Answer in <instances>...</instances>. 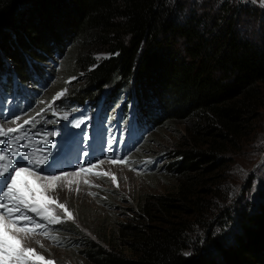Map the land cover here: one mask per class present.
<instances>
[{
  "label": "trees",
  "instance_id": "1",
  "mask_svg": "<svg viewBox=\"0 0 264 264\" xmlns=\"http://www.w3.org/2000/svg\"><path fill=\"white\" fill-rule=\"evenodd\" d=\"M215 2L217 11L186 14L181 0H0V75L13 73L20 86L8 96L50 84L59 57L62 78H76L66 99L97 104L109 93L142 125L180 135L174 150L155 134L136 154L154 162L148 181L174 183L168 193H140L127 221L97 226L85 215L95 233L78 244L68 236L81 237L75 227L57 226L76 255L69 261L264 264V184L245 202L215 190L264 107V11ZM115 194L99 205L116 208Z\"/></svg>",
  "mask_w": 264,
  "mask_h": 264
},
{
  "label": "rangeland",
  "instance_id": "2",
  "mask_svg": "<svg viewBox=\"0 0 264 264\" xmlns=\"http://www.w3.org/2000/svg\"><path fill=\"white\" fill-rule=\"evenodd\" d=\"M181 1H183L186 14L191 12L192 9H196L197 6L217 11V5H219V3L215 4V0ZM226 1H229L231 4H240L246 7L257 8L259 11H264V0ZM213 6L215 8H212ZM260 31H262V29L257 28L255 32L257 33ZM94 58L100 60L103 56L96 54ZM55 61L56 63L50 64L52 67L50 69L52 74V83L45 84L46 90L40 82L39 84L41 85V88L34 89L32 86L27 85V89H20L22 90L21 94L25 92L24 97L28 98L31 103H34L35 107L38 109L34 112V115L47 116L48 114H51L52 117H64L63 113L65 112L58 108V102L50 103V101L54 100L53 98L57 97V94L59 93H63V95H60L59 98L55 99V101L62 100L67 97L69 91L66 86L76 80V78L73 79L74 77L68 76L63 79L62 61L59 57L55 59ZM60 80H62V84H59ZM16 85L20 87L19 84ZM52 85L56 86V90L50 93L49 91H51L50 89ZM15 89L19 91V88ZM49 94L51 96L47 99ZM121 103L122 101L114 102L112 98L109 97L108 93L107 97L99 101L97 104H91L93 109L91 113L95 114V112H98L100 116L99 119L105 115H110L112 118V115L121 111V115L125 114V112L129 110L128 108L130 104L128 102L126 105H121ZM62 105L66 106L65 104ZM120 109L122 110L120 111ZM81 114L84 117L87 116L86 112ZM30 115V111L26 110L22 113L20 119H29ZM258 118L259 119L256 120L255 125L251 127V134L249 137L244 139L238 145L237 149L228 156L227 166L222 171L223 179L221 180V183L215 187L217 192L220 190V192L217 193V196H221V200L227 199L225 202H231V200L239 201L241 199H243V202L253 200L257 197V190L259 186L264 184V107L259 111ZM17 124L18 123L14 122L6 124L4 127H14ZM178 129L181 132H185L186 125L183 124L177 127V130ZM158 131L159 128L153 129L149 137L157 134L156 138L160 139L166 151L174 150L175 147L179 146L180 135H177L175 132H171L169 130L157 133ZM148 138L144 143L147 142ZM136 154H138V152L130 157L128 162H100L85 171L70 172L68 175L62 176L60 180L55 182L35 179L34 182L37 186L41 187L45 196L64 202L69 210L72 211L74 219H65L63 222L75 227V231L80 234L81 237L68 235L70 238L75 239V244L79 243L80 239L83 238L82 236H84V238L88 236L93 238L94 236L95 231L90 225L92 221H87L85 215L88 214L91 220H93L94 223L96 222L97 226H103L101 224L110 225V223H114L116 221L115 218H118L120 221H127V219H130L132 216L130 212V204L140 193H161L164 195L170 191L171 186L169 185L174 183L166 184L164 181L165 179H162L156 180L153 184L152 181H148L145 178V176H148L151 173L147 170L148 164L141 167L140 163H149V161L142 160L143 157L136 161ZM162 163H160L159 160L157 165ZM113 176L115 177V180H113ZM85 181H87V183H85ZM53 185H55V187ZM250 186L252 187L251 190H249ZM246 190H249V192ZM111 193L115 194L114 197H112L111 202H113V199L116 200L113 202L117 203L116 208L105 207V205L110 204V198L108 199V197H110ZM103 200H106L105 205H99V202ZM120 201L121 203H119ZM45 206L48 207L49 212L56 215H61L63 212L62 209H59L55 205H48L46 202ZM100 210H104L106 213L98 214ZM93 211L97 213L93 214ZM43 223L47 224L46 221ZM50 226L51 225H47L45 229L49 232L48 237L43 235H32L24 241L25 245L32 247L37 255L45 258V261L50 260L53 264H75L74 259L73 261H69L71 256H76L75 253L72 254V251H68L67 248L70 247H63L60 241L62 237L58 234L55 235V232L51 231ZM36 231L40 232L41 230L37 229ZM67 240L70 239L68 238Z\"/></svg>",
  "mask_w": 264,
  "mask_h": 264
},
{
  "label": "snow or ice",
  "instance_id": "3",
  "mask_svg": "<svg viewBox=\"0 0 264 264\" xmlns=\"http://www.w3.org/2000/svg\"><path fill=\"white\" fill-rule=\"evenodd\" d=\"M60 95H63V93L57 94V97L53 99L59 98ZM4 111H7V109H4ZM2 115L3 112L0 111V116ZM11 119L19 120L20 116L15 115ZM73 120L77 121L75 127L79 128L82 141L88 139L90 133L87 131L88 125L84 120L73 116L63 127L71 126ZM9 122V119H4L5 124ZM28 123V120L24 121V124ZM45 123L50 124L53 121L47 120ZM20 128H23V125ZM18 131V128L8 127L4 130L3 127H0V264H37V262L38 264H53L52 261H45L43 256L37 255L32 247L25 245L24 241L32 235L48 237L49 232L45 230L47 225L61 224L65 219L73 220V213L64 202L45 196L41 187L37 186L34 180L22 179V174L28 176L36 174V180L55 182L60 180L62 176L68 175V173L65 169L55 172L47 171L46 169L50 166V157L54 155V152L43 156L42 159H34L32 153L28 150L30 148L27 142L29 130H24L22 136L14 135ZM36 134H39V129H36ZM61 134L55 131L47 133L49 136ZM13 141L16 142L15 145ZM20 141L24 142L21 143ZM115 143L118 144L119 141L117 140ZM40 150H44L43 145L40 146ZM82 155L85 158L81 160L79 157L77 165L83 163L91 166L93 162L87 159L90 153L83 150ZM112 159L113 162L117 160L123 162L122 157L116 156L115 149L112 152ZM80 170L84 171L85 169L81 168ZM39 174H43V176ZM112 178L115 180L114 176ZM53 186L55 187V185ZM45 202L48 205H55L62 209V214L56 215L49 212ZM44 221L47 224L43 223ZM37 229L41 231L37 232Z\"/></svg>",
  "mask_w": 264,
  "mask_h": 264
},
{
  "label": "bare ground",
  "instance_id": "4",
  "mask_svg": "<svg viewBox=\"0 0 264 264\" xmlns=\"http://www.w3.org/2000/svg\"><path fill=\"white\" fill-rule=\"evenodd\" d=\"M17 95H18V94H17ZM18 96H19V95H18ZM8 97H9L8 99L13 100V99L16 98V94H14V95H10V96H8ZM20 98H21V99H24L23 97H20ZM25 111H26V110L22 111L21 114H20V116H22V113H24ZM89 116H90V120L93 122L94 113H90ZM99 118H100V116L98 117V120H100ZM18 130H19V131H18V133H19V132L23 131V128H20V127H19ZM27 177L30 178V179L33 178V176H28V175H27ZM34 181H35V180H34Z\"/></svg>",
  "mask_w": 264,
  "mask_h": 264
}]
</instances>
